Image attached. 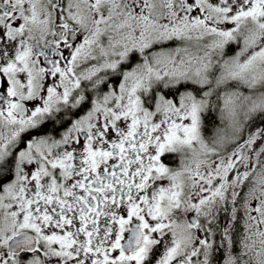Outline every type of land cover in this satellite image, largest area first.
<instances>
[{
    "label": "snow or ice",
    "instance_id": "obj_1",
    "mask_svg": "<svg viewBox=\"0 0 264 264\" xmlns=\"http://www.w3.org/2000/svg\"><path fill=\"white\" fill-rule=\"evenodd\" d=\"M0 264H264V0H0Z\"/></svg>",
    "mask_w": 264,
    "mask_h": 264
},
{
    "label": "flooded vegetation",
    "instance_id": "obj_2",
    "mask_svg": "<svg viewBox=\"0 0 264 264\" xmlns=\"http://www.w3.org/2000/svg\"><path fill=\"white\" fill-rule=\"evenodd\" d=\"M214 120H215V116H214V118H213ZM217 123H218V121H217ZM259 123H257L256 122V125H253V130H254V128L258 125ZM207 134H211V131H210V129L207 131Z\"/></svg>",
    "mask_w": 264,
    "mask_h": 264
},
{
    "label": "trees",
    "instance_id": "obj_3",
    "mask_svg": "<svg viewBox=\"0 0 264 264\" xmlns=\"http://www.w3.org/2000/svg\"><path fill=\"white\" fill-rule=\"evenodd\" d=\"M213 118H214V116H213ZM257 123H260V121H257Z\"/></svg>",
    "mask_w": 264,
    "mask_h": 264
},
{
    "label": "rangeland",
    "instance_id": "obj_4",
    "mask_svg": "<svg viewBox=\"0 0 264 264\" xmlns=\"http://www.w3.org/2000/svg\"><path fill=\"white\" fill-rule=\"evenodd\" d=\"M245 91H247V90H245Z\"/></svg>",
    "mask_w": 264,
    "mask_h": 264
}]
</instances>
